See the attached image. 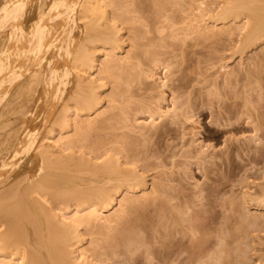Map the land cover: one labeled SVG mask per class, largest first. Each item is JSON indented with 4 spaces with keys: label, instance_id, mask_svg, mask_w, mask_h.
Masks as SVG:
<instances>
[{
    "label": "rangeland",
    "instance_id": "1",
    "mask_svg": "<svg viewBox=\"0 0 264 264\" xmlns=\"http://www.w3.org/2000/svg\"><path fill=\"white\" fill-rule=\"evenodd\" d=\"M130 1L134 8L121 12L117 22L122 52L134 36L140 34L148 45L146 38L155 35L149 50L159 61L152 86L165 85L160 88L164 93L157 91L162 92V106L169 113L173 108L175 115H167L169 121L157 119L158 126L169 128L163 137L157 138L154 130L141 134L131 125L148 117L151 93L137 91L131 83L128 91L113 94V79L92 73L102 86V108L89 117L91 127L71 151L93 163L105 155L118 159L123 167L139 171L146 191L155 188V194L135 202L107 231L102 223L81 225L85 257L94 264H171L174 256V264H264V36L255 44L245 43L243 15L223 24L217 13L224 0H199L203 11L197 16L194 10L192 19L167 0H155L166 14L151 4L154 0H144L146 6L143 0L122 2ZM168 20L173 29L151 35L153 25ZM178 29L179 35L172 32ZM104 53H98V62ZM140 60L142 68L150 66L148 59ZM157 78L164 81L157 83ZM84 116L78 120L85 122ZM63 135L74 136L73 124Z\"/></svg>",
    "mask_w": 264,
    "mask_h": 264
},
{
    "label": "bare ground",
    "instance_id": "2",
    "mask_svg": "<svg viewBox=\"0 0 264 264\" xmlns=\"http://www.w3.org/2000/svg\"><path fill=\"white\" fill-rule=\"evenodd\" d=\"M122 1L0 0V264H94L85 257L80 226L102 223L107 231L126 209H134L135 202L154 198L155 188L147 192L139 171L123 167L118 159L105 155L93 163L71 151L77 137L91 127L89 117L101 107L102 86L94 71L113 79V94L128 91L131 83L137 91L151 93L148 117L131 125L141 134L154 130L157 138L163 137L169 128L158 126L157 119L175 115L173 108L169 113L162 106L160 88L165 85L158 83L162 79L152 86L159 61L149 50L155 46V35L144 36L148 45L140 34L134 36L122 52L124 40L117 22L121 12L133 7L131 1ZM198 1L167 3L192 19L194 10L200 13L197 16L203 11ZM217 15L223 24L243 15L247 44L264 36V0H224ZM169 20L161 26L153 22L151 35L168 33L165 29L174 25ZM165 35L161 36H170ZM100 51L105 59L98 62ZM141 58L150 66L142 68ZM84 115L87 120L79 121ZM72 124L74 136L65 138L63 133ZM136 194L140 196L135 198ZM114 207L115 213L104 216ZM177 261L174 256L171 264Z\"/></svg>",
    "mask_w": 264,
    "mask_h": 264
}]
</instances>
